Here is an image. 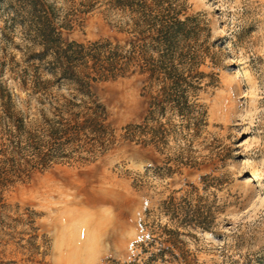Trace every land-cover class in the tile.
<instances>
[{"label":"rangeland","instance_id":"1","mask_svg":"<svg viewBox=\"0 0 264 264\" xmlns=\"http://www.w3.org/2000/svg\"><path fill=\"white\" fill-rule=\"evenodd\" d=\"M44 1L64 43L124 48L129 42L115 29L123 16L110 7L114 0ZM176 1L181 19H194L202 30L199 73L212 78L199 96L207 128L187 155L198 167L170 177L149 172L142 187L134 186L146 170L162 169L164 158L119 145L87 168L56 167L10 184L1 195L0 264H65V253L73 255L72 264L138 262L135 246L146 239L145 213L157 216L170 194L178 199L188 187L195 190L190 205L212 220V231L197 233L187 248L191 263L264 264V0ZM21 10L18 0H0V117L10 112V95L19 101V112L34 115V102L26 105L32 94L27 80H52L50 59H31L40 44L22 27ZM238 69L247 76L237 75ZM146 88L145 77L127 76L92 85L91 94L104 108L106 124L119 134L144 119ZM50 93L69 95L66 89ZM253 172L262 177L260 184L246 183ZM45 190L61 195L58 204L40 200ZM100 232L108 235L101 252L91 240Z\"/></svg>","mask_w":264,"mask_h":264},{"label":"trees","instance_id":"2","mask_svg":"<svg viewBox=\"0 0 264 264\" xmlns=\"http://www.w3.org/2000/svg\"><path fill=\"white\" fill-rule=\"evenodd\" d=\"M18 5L25 13L22 27L40 44V52L31 59L38 63L50 59L52 80L38 76L27 80L32 94L26 105L34 102V115L19 112V101L11 95L10 112L1 113L0 216L5 210L1 195L10 184L56 167L87 168L119 145L150 149L164 158L162 169L146 170L134 186L142 187L149 172L170 177L198 167L187 155L207 128L199 96L212 78L199 73L204 59L202 30L194 19H181L178 1L111 2L112 10L123 16L115 29L129 38L124 48L107 42L64 43L52 26L46 1L18 0ZM127 76L146 78L149 103L139 125H128L117 134L106 124L105 110L91 94V86ZM54 88L66 89L69 95L54 96L50 93ZM188 189L178 199L170 194L158 206L157 216L145 213L141 229L146 239L135 246L141 259L130 264H192L187 248L197 233L212 231V220L190 205L195 190Z\"/></svg>","mask_w":264,"mask_h":264},{"label":"bare ground","instance_id":"3","mask_svg":"<svg viewBox=\"0 0 264 264\" xmlns=\"http://www.w3.org/2000/svg\"><path fill=\"white\" fill-rule=\"evenodd\" d=\"M236 74L239 76H243V77L247 76V72L244 69H238ZM261 182H262V177L257 172L251 173L249 180L246 181V183H249V184H260ZM78 192L84 193L85 192L84 187H78ZM60 196L61 195H59L58 192L54 190L52 191L45 190L43 193L40 194V200L44 202L46 201L48 202V199H52L56 202V204H58ZM107 237L108 235L105 232H100L96 234L95 236L91 238L92 247L95 248L96 250H99L100 252L103 251L104 250L103 245H104V242L107 241ZM73 260H74L73 255L71 253H65L63 255V262L65 264H72Z\"/></svg>","mask_w":264,"mask_h":264}]
</instances>
